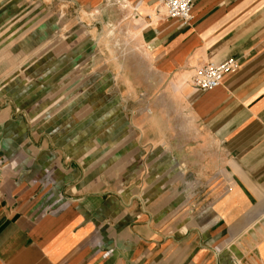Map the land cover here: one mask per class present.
<instances>
[{"label":"crops","instance_id":"crops-1","mask_svg":"<svg viewBox=\"0 0 264 264\" xmlns=\"http://www.w3.org/2000/svg\"><path fill=\"white\" fill-rule=\"evenodd\" d=\"M64 2L0 12V264H264V0Z\"/></svg>","mask_w":264,"mask_h":264},{"label":"built area","instance_id":"built-area-1","mask_svg":"<svg viewBox=\"0 0 264 264\" xmlns=\"http://www.w3.org/2000/svg\"><path fill=\"white\" fill-rule=\"evenodd\" d=\"M194 1L159 0L156 14L186 25L191 20V6ZM238 67V61L233 56H228L221 61H208L194 70L189 83L195 91H208L219 86L224 75L235 72Z\"/></svg>","mask_w":264,"mask_h":264},{"label":"rangeland","instance_id":"rangeland-1","mask_svg":"<svg viewBox=\"0 0 264 264\" xmlns=\"http://www.w3.org/2000/svg\"><path fill=\"white\" fill-rule=\"evenodd\" d=\"M65 0H57V7L54 8V2L55 0H0V12L5 11L6 8H4V6L6 4H17L19 6L14 7V9L16 8V11L20 10L18 14H23L24 16L27 17H32V14L35 13V15H37L40 12L41 16H47L48 15V11L49 8L47 7L48 5H50V3L53 5V9L51 7V11L53 10V12L55 13L57 11V15L59 16H64L65 15V11H66V3L64 2ZM41 3V8H39V5ZM74 10L75 8L71 5L68 6L67 8V14L70 15L71 17L74 14ZM70 17V18H71ZM108 31H112L111 27L108 28Z\"/></svg>","mask_w":264,"mask_h":264}]
</instances>
